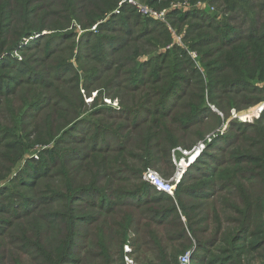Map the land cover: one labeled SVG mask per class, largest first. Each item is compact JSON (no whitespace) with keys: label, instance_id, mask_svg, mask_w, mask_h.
I'll return each mask as SVG.
<instances>
[{"label":"trees","instance_id":"1","mask_svg":"<svg viewBox=\"0 0 264 264\" xmlns=\"http://www.w3.org/2000/svg\"><path fill=\"white\" fill-rule=\"evenodd\" d=\"M55 1L61 7H68V16L57 14L51 17L47 14V6ZM119 1L0 0V108L5 104L3 96L15 95L18 81L21 80L19 75H25L24 79L34 77L36 80H42L40 74H49L61 66V64L56 66L45 64L38 71V65L42 63L43 58H46V55H41L39 52L42 53L45 50L47 54L51 48V41L57 38L50 36V40L43 49L41 43L48 37V34L44 35L43 32L44 30L60 32L59 36L71 39L73 34L67 29L73 21L84 30H89L99 22L98 29H102L105 19L110 23L116 22L123 26L124 23L132 21L133 17L140 15L152 23L153 28L149 30L147 36L150 41L158 42L155 49L160 47V44L161 46L169 45L167 48L174 53V56L166 59L164 68L157 67L153 75L168 74L163 77L165 78L172 74H184L190 69L185 66L183 57H180L181 48L176 46L174 32L171 31L167 22L143 16L129 5L124 6L120 14H115L113 12ZM141 1L157 9L169 8L167 20L176 29H182L177 28L178 24L187 23L184 39L197 37L193 39V47L203 50L205 62L216 55H210L209 51L213 52L215 47H219L218 56L206 65L212 91L227 86L236 89L234 92H239L241 90L236 85L252 84L254 80H258L260 84L264 83V0H210L222 13V21L238 23L241 32L230 24L212 22L217 21V15L202 13L201 9L191 7L189 11H185L170 8L175 0ZM230 13H232L231 16H227ZM206 16L211 20L207 25L202 23V20H206ZM55 17L57 21H54ZM88 34L91 33L87 32L86 35ZM37 35H39L38 38ZM107 39L109 43L115 41L114 37H107ZM172 42L174 44L170 45ZM151 47L154 46L148 44L146 51H149ZM183 54L186 55L185 52ZM31 57L39 60L33 61ZM35 62L38 65L33 64ZM114 66L111 68L106 66L105 71ZM139 70L143 74L144 67ZM101 72L102 69L95 70V77ZM177 77L182 79L183 76L177 75ZM163 78L160 82H155L159 89H165L170 84L167 80L162 81ZM164 104L165 102L159 103L155 112L157 115L162 114L163 117L152 118L153 113L148 109L147 111L151 114H148L149 116L147 115L136 126H130L124 137L114 129L118 124L117 118L91 120L88 124L95 129V132H91L93 136L90 141L83 140L82 136L71 134L72 131H80L78 130L79 122L72 125L71 130L67 132L69 123L63 118L62 111L53 109L47 118L46 123L49 125L40 142L45 145L55 142L58 153L54 155L59 162H52L55 157L51 153L52 150L46 148L39 160L32 158L26 162V166L16 178L14 177L15 180L0 187V264H7L9 256L14 264H23L24 259L33 264H68L76 261L69 253L73 243L70 245L68 240L65 246L66 240L61 241L57 235L58 228H53V224L61 225L65 222L70 236H75L77 228L83 224L93 230L102 229L107 239L111 237L113 241L116 239L120 243L126 240L129 230L135 229L137 235L135 243L139 244L143 236L148 239V248L144 251L154 252L155 260L149 264H179L178 254L168 252L161 240L159 230L155 227L171 228L176 240H187L184 246L187 248L188 242H192L187 235L189 227L195 232L193 218L186 214L185 210L182 212L176 207L173 195L158 191L145 180L143 177L145 172L142 170L166 167L168 171L165 175L170 171L171 174L175 172L173 151H176L178 147L188 150L192 148L186 139L192 134L193 127L201 123L196 120L201 117L203 108H199L197 104L191 107L184 104L183 108L177 109V114L183 116L184 120L176 115L170 121L167 120L171 117L170 114L161 113L166 111L167 107L164 108ZM218 107L221 110L224 109L221 104H218ZM69 111L76 115L75 110ZM261 118L264 119V115ZM176 129L180 131L179 135L175 132ZM61 131L63 134L58 137ZM103 137L106 140L102 146H99ZM107 140L118 143L114 147L106 146ZM121 144L122 148H116ZM70 145H79L82 150L72 153L70 150H62V147ZM85 150L88 152L86 153ZM48 154L52 156L50 167L45 165L47 163L44 157ZM240 157L248 167L257 161L263 163L262 172L246 180L248 182L258 180V192L256 194L251 192L240 199L244 210L237 209L241 219L238 220L240 229L236 233L228 236L222 228H219L209 239L214 247L221 245L218 248L219 255L215 256L208 247L209 243L201 237L197 239L200 245L198 251H204L206 255L218 259L217 264H264V153L261 158H258L255 153H245ZM3 161L5 160L0 157V163ZM58 167L64 170L60 171L58 186L56 188L46 186L45 180L54 179L57 174L53 170ZM49 168L53 170L49 171ZM186 173L175 191L179 197H181L180 191L183 185L181 183L186 178ZM250 174V170H245L241 172L240 177L245 179ZM107 175L114 179L113 186L108 188L105 187ZM8 176L9 174L0 172V180ZM43 190L51 191L47 196H37ZM94 195L95 198L92 200ZM117 195H121V200H114ZM3 198H9L8 202L4 203ZM182 201L181 198L180 202ZM79 202L83 203L78 204ZM155 207L159 208L154 210L152 215L150 209ZM88 209H96V212H88ZM67 214L70 218L65 217ZM182 214H185L187 218V228ZM18 228L20 230L17 234L14 233V229ZM117 232L119 235L115 236ZM12 236L24 245L31 246V249H36V252L29 251L25 256L12 257L6 243ZM194 259L196 264L205 263L203 255L198 254L197 259L195 257ZM212 261L210 264L213 263ZM108 264L113 263L108 260Z\"/></svg>","mask_w":264,"mask_h":264},{"label":"rangeland","instance_id":"2","mask_svg":"<svg viewBox=\"0 0 264 264\" xmlns=\"http://www.w3.org/2000/svg\"><path fill=\"white\" fill-rule=\"evenodd\" d=\"M184 1H189L192 8L201 9L202 13L217 15V21L212 22H223L222 13L210 0ZM189 8V5L187 8L183 7L185 11H189ZM67 11L68 7L57 5L56 1L47 6V14L51 17L57 14L68 16ZM57 20L55 17L54 21ZM165 22L174 32L176 46L181 48L180 57H183L185 66L190 68L184 74H172L165 78L163 77L168 74L155 76L153 74L157 67L164 68L166 59L174 56V53L167 48L169 45L161 46L160 44V47L155 49L158 42L150 41L147 36L149 30L153 28L152 23L140 15L133 17L132 21L124 23L123 26L116 22L110 23L105 19L102 29H98L99 22L89 30H84L73 21L67 29L73 34L71 39L59 36L60 32L44 30L43 34H48V37L41 43L43 49L50 40V36L57 38L51 41V48L47 54L45 50L42 53L39 52L41 55H46L47 59L43 58L40 65L38 61L33 64L39 66L38 71L45 64L48 66L61 64V66L49 74H40L42 80H36L34 77L24 79L25 75H19L21 80L18 81L15 95L3 96L5 104L0 108V157L5 161L0 163V172L9 176L1 178L0 187L8 185L14 177L16 178L26 166V162L32 158L39 160L44 149H51L53 155L58 153L55 142L48 145L40 142L49 125L46 123L47 118L53 109L62 111L63 118L69 123L67 132L71 130L72 125L79 122L78 130L80 131H72L71 134L82 136L83 140L90 141L93 136L91 132H95V129L88 124L91 120L117 118L118 124L114 129L124 137L130 126H136L147 117L148 109L153 113L152 118L163 117L162 114L155 113L159 103L165 102L163 107H167L166 111L161 113L170 114L171 117L167 118L170 121L173 116L175 118L178 115L177 109L183 108L184 104L190 107L197 104L199 108H203L201 117L196 120L201 123L193 127L192 134L186 139L192 148L188 150L178 147L176 151H173L175 172L171 174L170 171L168 176L165 175L168 171L166 167L147 168L142 171L146 173L149 170H156L165 181L176 185V191L179 186L176 177L178 179L182 175L183 178L187 172L186 178L181 183L182 187L180 184L181 197L176 192L173 197L176 207L182 212L185 210L186 214L193 218L195 232L190 227L187 232L188 239L191 238L192 242H188L189 246L184 248L187 240H176L171 228L153 227L159 230L161 240L168 252L178 254V262L184 254L190 252L192 264H196L194 257L197 259L198 254L203 255L204 264H210L211 260H213L212 264H217L218 259L206 255L204 251H198L200 245L197 239L201 237L206 240L213 254L219 255L218 248L221 245L214 247L209 239L219 228H222L228 236L236 233L240 229L239 211L244 210L240 199L251 192L254 194L258 192V180L254 179L251 182L246 180L262 172L263 163L257 161L248 167L240 156L245 153H255L258 158H261L264 153V119L261 118L264 115V83L260 84L258 80H254L252 84L236 85L241 90L239 92H234L236 89L227 86L212 91L206 65L218 56L219 47H215L213 52L209 51L210 55H216L205 62L203 50L193 47V39L197 37L184 39L188 24L180 23L177 28L182 29H176L168 20ZM208 22L210 23L211 20L206 16V20H202V23L207 25ZM223 23L235 26L241 32L238 23H229L225 20ZM223 28L227 30L226 27ZM87 32L91 34L86 35ZM36 37L38 38L39 35ZM107 37H114L115 41L109 43ZM173 42L170 45L174 44ZM148 44L154 47L146 51ZM184 52L186 55L183 54ZM31 58L33 61L38 59ZM113 65L115 66L112 69L105 71L106 66L111 68ZM143 67V74H141L139 68ZM98 69H102V72L95 77L94 72ZM177 75L183 76L182 79H178ZM161 78H163L162 81L167 80L170 83L165 89H159L155 85V82H160ZM144 79L146 80L143 82ZM218 104H221L224 109H219ZM70 109L75 110L76 115L71 114ZM178 117L184 120L183 116L178 115ZM84 129L86 131H83ZM175 132L177 135L180 134L177 129ZM62 134L63 131L59 132L58 137ZM200 137L203 138L200 139ZM105 140L103 137L99 146H102ZM107 141L106 146L110 147L118 143L112 140ZM62 148V150H70L71 153L82 150L79 145ZM116 148H122V144ZM253 149L256 151H252ZM85 152L87 153L88 150ZM194 153H198L196 159L191 160ZM44 158L47 163L45 165L49 167L52 162H59L56 157L51 162L50 154ZM79 164L83 165L82 162ZM52 170L49 168V171ZM245 170H250L251 174L241 179L240 174ZM60 171L64 170L61 167L54 169L53 172L57 176L54 179L45 180V185L56 188ZM212 175L214 176L210 177ZM112 180L114 179L107 175L106 188L113 186ZM51 190H43L37 196H47ZM120 196L117 195L114 200H121ZM107 197L109 198L108 194ZM94 198L95 195L92 200ZM181 198L182 202H180ZM8 199L3 198L2 201L6 203ZM81 203L83 202L78 204ZM158 208H151V214L153 215L154 210ZM88 212H96V209H88ZM65 217L70 218V215L67 214ZM182 219L187 228L185 214H182ZM53 228H58L57 235L61 241L66 240L65 246L68 240L70 245L73 243L69 253L76 261L68 264H108V260L113 264H128L126 245L131 248L129 257L130 260H134V264H149L155 260L153 251H144L148 248L147 238L141 236L139 244L135 243L137 238L135 229L129 230L126 240L120 243L116 239L113 241L111 237L107 239L102 229L93 230L83 224L77 228L75 236L68 234L66 222L61 225L53 224ZM18 230L20 228L14 229V233L17 234ZM118 235V232L115 233V236ZM6 243L10 255L14 258L25 256L29 251L36 252V249L24 245L14 236ZM7 264H14L10 256ZM23 264L33 263L24 259Z\"/></svg>","mask_w":264,"mask_h":264},{"label":"built area","instance_id":"3","mask_svg":"<svg viewBox=\"0 0 264 264\" xmlns=\"http://www.w3.org/2000/svg\"><path fill=\"white\" fill-rule=\"evenodd\" d=\"M129 5L132 8L136 10V12L140 13L143 16L146 17H151L154 19H158L161 21H166L167 20V15H168V9H157L152 7L149 4H145L141 0H120L118 3V6L116 7L114 13L120 14L121 10L123 9L124 6ZM189 5V9H191L192 5L190 4L189 1H178V2H172L170 8L174 9H181L184 10V8H187ZM206 9V8H205ZM214 10V8H212ZM169 28L172 30V28L169 26ZM181 177L177 179L176 177V182L179 183ZM145 180H147L151 185H153L158 191L160 192H166L170 195H175L176 191V185L172 184L170 182H167L161 177L159 172L156 170H149L145 173ZM131 251V248L129 245H126V259L128 260V264H134V260H130V255L129 252ZM193 259L191 258L190 252H187L180 258L179 264H192Z\"/></svg>","mask_w":264,"mask_h":264},{"label":"bare ground","instance_id":"4","mask_svg":"<svg viewBox=\"0 0 264 264\" xmlns=\"http://www.w3.org/2000/svg\"><path fill=\"white\" fill-rule=\"evenodd\" d=\"M260 107H261V106H260ZM200 146H201V145H200ZM200 146H199V147H200ZM201 149H202V148H201ZM197 154H198V153H194V155L191 157V160H195V159H196V156H197ZM184 163H186V162H184ZM180 176H181V175H180Z\"/></svg>","mask_w":264,"mask_h":264}]
</instances>
